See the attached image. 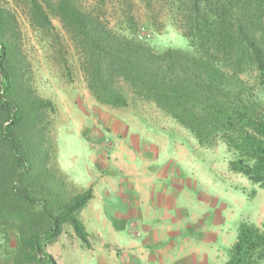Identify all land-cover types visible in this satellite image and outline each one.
I'll return each mask as SVG.
<instances>
[{
  "label": "trees",
  "instance_id": "obj_1",
  "mask_svg": "<svg viewBox=\"0 0 264 264\" xmlns=\"http://www.w3.org/2000/svg\"><path fill=\"white\" fill-rule=\"evenodd\" d=\"M169 3L190 48H153L138 37L130 14L119 33L71 0H59L53 11L75 38L79 68L98 102L124 107L127 89L188 130L200 146L223 142L231 154L229 170L264 188V102L248 80L255 72L264 83V0ZM30 7L39 26L49 25L37 0ZM4 14L0 10V29ZM19 70L14 49L0 38V235L14 233L15 264H56L44 244L63 223L86 242L78 213L92 189L73 196L53 189L36 128L49 102L18 89ZM225 264H264V218L261 227L239 224Z\"/></svg>",
  "mask_w": 264,
  "mask_h": 264
},
{
  "label": "rangeland",
  "instance_id": "obj_2",
  "mask_svg": "<svg viewBox=\"0 0 264 264\" xmlns=\"http://www.w3.org/2000/svg\"><path fill=\"white\" fill-rule=\"evenodd\" d=\"M37 1L48 14L47 26H39L33 18L31 0H0V10L5 13L0 38L14 49L19 61L18 89L31 98L49 102L47 107L42 108L36 128L38 139L42 140L44 169L46 175L51 177L53 189L66 196L92 189V197L87 201L90 206L86 203L78 213L87 234L86 242L77 236L70 224L63 223L59 235L52 242L44 244V250L51 254L56 264H103L96 253L110 247L109 240L114 233L108 226L105 227L104 221H108L109 215L115 217V214L100 212L103 204L116 210L121 206L113 196L101 201L108 193L101 179H109L105 176H112L113 172L126 171L121 159L124 155L117 153L119 155L116 157L113 149L109 148L125 143L123 127L127 123L133 126H140L142 122L155 125L177 142L186 144L187 148L181 142L184 149L190 150V164L204 177L203 181L198 180V188L214 197L216 208H220L221 216L230 224L225 227L227 234L230 230L236 233L243 221L261 227L264 188L243 174L229 170L231 154L226 145L219 142L212 147L200 146L188 130L153 103L134 97L127 89L124 92L128 104L124 107L98 102L88 90L79 68L80 57L75 38L53 11L59 0ZM71 1L83 10L99 15L119 33L125 32L124 17L133 15L137 23L136 34L155 49L168 46L190 48L171 14L169 0ZM248 80L255 85L254 92L264 102V83L257 79L255 72ZM112 127L121 134H109ZM129 166L137 172L142 168L133 169L132 163ZM46 178H43L45 182L48 181ZM107 185L111 187L109 181ZM93 208H98L100 212L93 213ZM15 244L13 232H9L7 237L0 235V264H15L12 260ZM32 264L47 263L37 259Z\"/></svg>",
  "mask_w": 264,
  "mask_h": 264
},
{
  "label": "crops",
  "instance_id": "obj_3",
  "mask_svg": "<svg viewBox=\"0 0 264 264\" xmlns=\"http://www.w3.org/2000/svg\"><path fill=\"white\" fill-rule=\"evenodd\" d=\"M123 128L125 143L109 149L116 157L124 155L126 171L101 179L108 191L101 201L113 196L121 208L103 204L101 212L92 209L115 214L104 221L114 233L110 247L96 257L103 264H225L237 231L227 234L230 224L214 197L198 188L204 177L190 164V150L155 125L127 123ZM110 133L120 132L112 127ZM129 163L142 168L134 171Z\"/></svg>",
  "mask_w": 264,
  "mask_h": 264
}]
</instances>
